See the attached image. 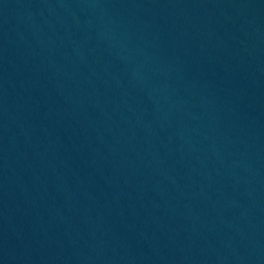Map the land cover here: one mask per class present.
I'll return each mask as SVG.
<instances>
[{
  "label": "water",
  "instance_id": "obj_1",
  "mask_svg": "<svg viewBox=\"0 0 264 264\" xmlns=\"http://www.w3.org/2000/svg\"><path fill=\"white\" fill-rule=\"evenodd\" d=\"M0 264H264V0H0Z\"/></svg>",
  "mask_w": 264,
  "mask_h": 264
}]
</instances>
